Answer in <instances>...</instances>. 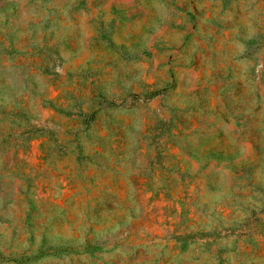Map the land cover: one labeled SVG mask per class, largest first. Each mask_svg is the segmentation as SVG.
Here are the masks:
<instances>
[{
    "label": "rangeland",
    "instance_id": "1",
    "mask_svg": "<svg viewBox=\"0 0 264 264\" xmlns=\"http://www.w3.org/2000/svg\"><path fill=\"white\" fill-rule=\"evenodd\" d=\"M0 264H264V0H0Z\"/></svg>",
    "mask_w": 264,
    "mask_h": 264
}]
</instances>
